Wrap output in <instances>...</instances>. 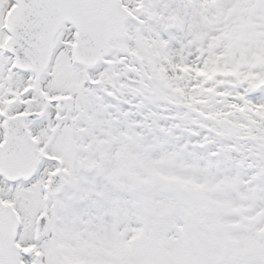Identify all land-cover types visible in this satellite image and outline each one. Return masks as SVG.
<instances>
[{
	"label": "snow or ice",
	"instance_id": "1",
	"mask_svg": "<svg viewBox=\"0 0 264 264\" xmlns=\"http://www.w3.org/2000/svg\"><path fill=\"white\" fill-rule=\"evenodd\" d=\"M0 264H264V0H0Z\"/></svg>",
	"mask_w": 264,
	"mask_h": 264
}]
</instances>
